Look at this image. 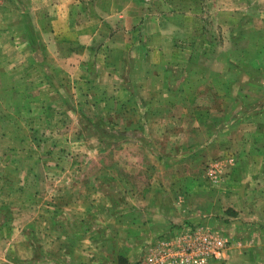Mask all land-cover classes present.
Here are the masks:
<instances>
[{"label": "rangeland", "instance_id": "obj_1", "mask_svg": "<svg viewBox=\"0 0 264 264\" xmlns=\"http://www.w3.org/2000/svg\"><path fill=\"white\" fill-rule=\"evenodd\" d=\"M70 1L0 0V16L7 18L0 17V32L6 30V25L21 24L32 32L51 25L68 28L67 32L60 28L54 35L37 32L40 47L44 48V39L58 45L53 54L43 53L46 61L38 66L25 65L29 56L26 44H20V53L4 51L12 62L24 60L21 65L10 62L6 66L5 59H0V103H7L5 107L0 105V204L10 208L2 220L6 227L0 228V255L11 256L1 261L26 264L27 259L22 261L20 256L28 253L30 242L35 247L34 238L44 237L43 222L61 220L59 207L63 203L68 207L86 196L74 189L85 192L93 186L115 183L122 191L132 188L134 194L117 195L111 200L101 196V202L110 207L100 211V219L107 221L110 214L106 211L112 210L111 220L117 225L116 243H111L114 264H151V257L156 264H264L260 256L264 230L254 226L257 219L251 207L244 212L248 216L241 218L243 211L234 209L239 200L247 206L254 198L237 195L239 184L236 177H231L236 172L241 176L254 172L253 161H248L252 156H248L255 152L250 146L258 139L254 125L259 118L254 124L253 116L246 114L237 124L233 114L264 107V99H258L264 89L263 79L262 85L250 81L236 97L240 76L247 83L252 74L251 64L247 65L252 58L261 55L264 70V0H126L133 25L125 30L126 35L117 30L115 37L117 51H124L130 61L131 66L127 64L124 72L106 66L110 53H114L105 45L108 27H98L107 23L106 18L86 11L85 16L80 13L65 20L50 19V12L75 10L78 2ZM87 2L90 0L83 1ZM123 5L119 0L116 11ZM97 32L100 35L93 38L92 33ZM22 35L29 40L28 33ZM60 39H66L63 43L68 45L67 50H60ZM10 40L3 36L0 43L10 44ZM127 41L132 46L124 49ZM193 42L194 51H189L188 44ZM190 57L189 63L197 64L198 75L191 82L186 75L178 89L180 95H173V86L180 81H173L172 72L186 71L188 66L182 63ZM226 59L244 60V65L234 70L229 64L225 66ZM162 63L172 70L164 72L170 83H160L154 76ZM203 68L212 71L207 79ZM29 77L36 82L27 83ZM229 85H234L232 90L227 88ZM55 92L62 95L58 100L63 102L53 103L59 109L50 113L48 99ZM22 99L30 101L15 110L10 108L18 100L22 106ZM32 104L35 112L28 114ZM207 110L206 118L199 117ZM142 113L148 117L145 130L139 127ZM94 122L101 143L97 145L88 135L83 143L81 129ZM13 124L22 126L21 132L13 130ZM131 135L148 142L145 146L131 144ZM52 147L54 154L50 153ZM54 155L53 161L45 159ZM19 201L22 204L16 207ZM132 207L141 209L133 214L135 221L142 219L143 212L149 223L150 213L159 215L158 221L151 223L157 228L164 221L159 210L194 212L196 219L166 225L153 240L146 234L141 242H132L127 236L130 227L123 220ZM89 212L98 216V210ZM30 222L33 224L28 228ZM84 222L86 225L92 220ZM220 240L224 242L222 250L215 245ZM38 241L44 245V238ZM106 243L100 249L107 248ZM201 257L205 261L195 262Z\"/></svg>", "mask_w": 264, "mask_h": 264}, {"label": "crops", "instance_id": "obj_2", "mask_svg": "<svg viewBox=\"0 0 264 264\" xmlns=\"http://www.w3.org/2000/svg\"><path fill=\"white\" fill-rule=\"evenodd\" d=\"M78 2L77 4L80 5H76V9L75 10H69L66 12H61V13H54V12H50V14H48V16H50V19H69L72 18L74 16H77V14H82L83 16H85V12L88 11V13H91L92 15L96 16L97 14L101 17H104V19H107V23H103V24H99L98 27H103L107 28L108 27V33L104 34V36L106 37V42L105 45L107 47H110L109 50L110 52H114V53H110V55H112L108 60H107V64L106 66L108 68H113L114 70H121V72H124L123 68H127V64L128 62L130 63V61H128L126 59L125 53H123L124 51H117V41L116 38H118L116 31L119 30L118 32H120V30L123 31V33L126 35L128 31L125 32V30H128L131 27L132 22V13L130 12V10L127 7V1L126 0H120L122 2H124V5L120 7V11H116L115 9V4L119 2V0H90V2L87 3H83V1L85 0H72L70 1L72 2ZM88 7V8H87ZM102 8H104V10H102ZM0 14H2V12H0ZM2 17V19H7L6 15L5 16H0ZM80 17V15L78 16ZM131 22H128V21ZM23 24H21L19 27L14 26V25H6V30H3L0 32V38L3 36H8L10 40V44H6L3 45L0 43V59H5L4 63H6V66H8V63H15L14 65H21V62L24 60H20V58H18L17 62H12V59H8L6 58V55L4 53V51L7 50H13L15 53L16 51H18V53H20L22 50L20 49L21 47L20 44H26L27 47H25L28 51V57L25 60V65H30V67L33 66H38L39 62L42 61H46L45 57H42L43 53L47 54L48 52L52 53V52H56V47H57V51H58V45L57 43L55 45H50L48 44V42L44 39V48L40 47L38 45V42H36V37L35 35H37V32H39L42 35L45 34H51L54 35L56 33H58V30L60 28L63 27V25L61 24L60 28L58 27H52L48 26L46 29L43 28L40 30H37L36 28H34L33 32L32 30L29 28H27V25L25 27L22 26ZM109 25V26H108ZM133 25V24H132ZM42 30V31H41ZM66 30H68V28L64 29L62 28V31L67 32ZM35 31V32H34ZM28 33L30 35L29 40L22 35L23 33ZM96 32V31H95ZM12 35V37H11ZM22 35V36H20ZM93 38L96 35H100L99 32L97 33H92ZM116 37V38H115ZM62 38H64L62 36ZM121 41L123 40L122 37L120 38ZM66 39H60L59 41H61L62 43L59 44L60 45V50L61 51H65L68 49V45L63 43V41H65ZM31 41V43H30ZM23 42V43H22ZM78 43V42H77ZM132 42H124V49L130 48V46H132L131 44ZM180 47L182 46L181 44H179ZM106 46H104L103 48L106 49ZM189 51H194V49L192 47H194V42L193 43H189ZM18 47V48H17ZM143 47H146V49H150V47H148V45H145ZM174 49L177 50V52H179V48L176 47L174 45ZM119 52V56L116 55V53ZM53 54V53H52ZM209 55H211L210 53H208ZM206 55V59L207 56ZM66 56H68V54H66ZM66 59H68V57H66ZM17 60V59H16ZM61 60V59H60ZM190 59L188 60V62L186 63H182L185 67V65L188 66V69L185 71V69H182L180 72L182 73H178L179 71L177 70H170L169 65L165 66L166 63H162L164 65L161 66V69L159 71V74L154 75L156 79H158V82H164L165 83H170L167 78L165 79L164 77V72L165 73H171L174 76L173 81L174 82H179L178 86L175 87L173 86V90L172 93L173 95H180V92H178V89L180 90V87L182 85V83H184L186 81V75H188V81L191 82L193 80H195L197 74V64H191L189 63ZM211 60V59H210ZM232 61H229L226 59L225 62V66L228 67L229 65L232 66L234 68V70H238L240 68V65H244V60L241 62L240 59H231ZM251 60V59H250ZM62 61H65V59H63ZM261 63H262V58L261 55H258V57L256 58H252V60L247 63V65L251 64L252 66V74L249 76V81H247V83L244 82V80H242V77L240 76L241 80L238 79V91L236 93V97H239L240 92L244 89H246V85L248 86L250 81L254 80L256 81V83H259L260 85H262V79L264 80V75L262 77V74H264V70L262 71L261 68ZM229 64V65H228ZM95 66H97V64H94ZM155 65V64H154ZM131 65L128 64V67H130ZM176 66V63L174 65V67ZM156 67V66H155ZM204 71L206 72V76L205 78L207 79V74L211 73L212 71L208 70L207 68H203ZM217 73L219 71H216ZM128 73V72H127ZM177 74V76H176ZM180 76L181 79L179 78ZM228 75H225V77H227ZM97 79V75L94 78V80ZM36 82V79L33 80L31 77L28 78V80L26 81L27 83H32V82ZM143 82V80H142ZM160 82V83H161ZM93 84H95L93 82ZM234 85H229L227 88L232 90V87ZM264 87V84L262 85ZM15 93V92H14ZM230 93L228 92V97H230ZM95 94H93V96L91 97L92 99L94 98ZM60 97V99L62 100V95L59 96V94L57 92L55 93H51L50 94V98L48 99L49 103H50V113H53V110H57L59 109V106H53V103H60L63 101L58 100ZM97 99H100V97L97 95L96 96ZM3 99V98H2ZM258 99H264V89L261 92V96L258 97ZM4 100V99H3ZM23 104L21 106V101H13L12 105L10 106V108L12 109H16L19 107H23L24 105L28 104V101H30V99L28 100H24L22 99ZM8 101V100H7ZM10 101V100H9ZM65 101H68L67 98ZM7 103L4 101V103H0L1 107H5ZM32 106V107H31ZM35 105H29V113L31 114V111L33 110V112H35ZM43 111V110H42ZM45 112V111H44ZM42 112V113H44ZM18 114H20V112H17ZM147 113V112H146ZM35 114V113H34ZM81 114V113H80ZM246 114L252 115L253 116V123L255 124V119L259 118L258 120V124H256V126L254 125V131L258 134V139L254 140L252 142V145L250 147L255 148V152L253 153V155L248 156V158H250L251 156V160H248L247 158H245V156H242L241 159H243L244 161L248 160V161H253L254 163V169H255V165L257 167L256 170L253 169L254 172H249L247 173V176H241V174L239 175V172H236L234 174H232V178L236 177L237 181L236 183L239 184V187L236 188L238 191L237 195L240 196H245V195H252L253 196V202L250 203L249 205H245V203H242V200H239L241 203L238 204V206L234 209H236L237 211H243L242 214H240V218L241 217H246L248 215H245L244 212L248 210V208L251 207V212H254V218L257 219L256 223L254 226L258 227L260 229V231L262 232L264 230V107L261 106H256L253 112H248V111H238L235 112L233 114V116H235L237 118L236 123L240 124L241 122H243L242 118L240 116H244ZM209 115V110L207 111H202L199 113V117L204 116V118H206ZM83 121H85V118H83V116L81 115ZM4 118V117H3ZM2 118H0L1 121ZM199 120H203V118H199ZM105 123L104 121H101V123ZM84 124V123H83ZM13 130L19 131L21 132L22 126L17 125L15 126ZM139 127L141 128V130H145L146 128H148V117L145 116V113L141 114L140 117V121H139ZM1 128V127H0ZM2 128L4 129L5 127L2 126ZM7 129V128H6ZM126 129H129V127H126ZM82 130V135L80 136V138H82L83 143L85 142V135H88L90 137V139L92 140H96L97 141V145H99L101 143V139H100V135L98 133V129H96L95 127V122L93 124H88V126H83ZM125 130V129H124ZM132 130V129H131ZM127 131V130H125ZM210 138V135H208ZM132 137V135H131ZM129 140H131V144H140L141 146H145L146 143L148 142L145 139H139V138H129ZM79 142V140H78ZM21 143V141H20ZM243 145L245 146V142L243 143ZM259 148V149H256ZM52 154H54L53 151V147H52V151L50 152ZM45 159H50L48 161H53L55 159V155L54 158L53 157H48ZM133 161H138L136 159H134ZM241 173V172H240ZM106 176V174L104 175ZM230 177V178H231ZM115 179V178H114ZM245 179V180H244ZM232 180V179H231ZM52 188V187H51ZM58 189H62V188H58ZM103 189V190H102ZM102 190V191H100ZM75 192H77V194H83L86 196H80L78 199V201L76 200L75 202H73L71 205H69L68 207L66 206L65 203H63V205L61 207H59V209H61V213L63 212V217H61V220L56 221V220H51V221H44L43 225H44V237H39L34 238L35 241V247L32 246V243L30 242V244L28 245V253L27 254H22V261H24L23 259H27L26 264H114L113 261H111V253L114 252V248L111 247V243H116L115 240V233H116V229L115 226L116 222L111 220L113 219V215H112V210L110 211H106L110 214V218L106 221L105 220H101L100 219V211L110 207V205L107 206V203L101 202V196L103 194V199L104 200H111V197L114 199V197L117 198V195H133V189L131 188L130 190L127 188L124 191L120 190L117 188L116 184L113 183V186L109 185V186H93L90 188V190H86L85 192L80 188L78 189H74ZM58 192V191H57ZM5 190L1 192V194H5ZM21 193V190H19L18 194ZM238 200V199H237ZM20 201L18 202L17 205H20ZM22 204V203H21ZM241 204H243L241 206ZM249 206V207H248ZM9 206H3L2 204H0V228L1 227H6L3 226L4 223H2V220L6 219V216L8 215V211L10 210V208H8ZM85 208V212L84 209ZM77 209V210H76ZM93 209V210H98V216L95 218V215L92 214L90 215L89 210ZM141 209L138 208H134L132 207V210L129 212H126L128 216H130V218L128 216H126L123 220L127 223H125L126 227H130L129 231V235H127L128 237L131 238L132 242L138 241L141 242L142 239L145 237L146 234L151 235V239H155L157 237V233H162L164 232V229L167 227L166 225H171L172 223H183L184 221H190V220H195V213H185L183 214V212H181V210L174 208V209H166V210H159L160 212H162L163 215V223L161 225V227H155L154 225H152L151 223L156 222V220L158 221V216H154L152 213H150L149 217L151 219L152 222H148L147 219L145 218L147 216V214L145 212L142 213V219L140 220H134L133 214H137V212L139 213ZM105 211V210H104ZM115 212H118V210H115ZM73 213V214H70ZM168 213H173L172 216H170ZM152 215V216H151ZM58 215H56L57 218ZM71 217V218H70ZM88 217V218H87ZM119 216H116V219H118ZM133 217V218H132ZM133 219V220H130ZM153 219V220H152ZM37 220L36 218L34 219V221ZM84 220L87 221H91V223L86 224ZM95 220H96V225H95ZM120 220V219H119ZM245 219H243L244 221ZM36 222V221H35ZM51 222V224H50ZM100 222L103 223V225H100ZM88 223V222H87ZM33 222H30L28 224V228H30V226H32ZM243 225V224H242ZM34 226V225H33ZM166 226V227H165ZM85 228V229H83ZM88 228L90 231H87ZM127 232V231H126ZM34 234H32L33 236ZM126 235V234H125ZM38 236V235H37ZM154 237V238H153ZM44 238V245L41 246L40 241H38V239H42ZM150 239V238H147ZM130 240V239H129ZM4 242V237H3V241ZM105 242L106 245L108 246L107 248H101V245L104 244ZM0 244H1V239H0ZM103 246V245H102ZM7 251V250H6ZM37 255H39V257H37ZM260 256H262L263 260H264V251L262 253H260ZM11 256L7 254H2L0 255V264H5L4 262L9 259ZM121 257V256H120ZM39 258V259H36ZM261 258V257H260ZM3 260V261H1ZM129 262H131L129 260Z\"/></svg>", "mask_w": 264, "mask_h": 264}, {"label": "built area", "instance_id": "obj_3", "mask_svg": "<svg viewBox=\"0 0 264 264\" xmlns=\"http://www.w3.org/2000/svg\"><path fill=\"white\" fill-rule=\"evenodd\" d=\"M215 245H216V248L217 249L222 250L223 249V246H224V242L220 240V241H217ZM218 252L221 254V251H218ZM192 260H193V258H192ZM203 261H205V258L203 259V257H201L199 260H196L195 262H203ZM149 262L151 264H156V262L154 260V257H151L149 259Z\"/></svg>", "mask_w": 264, "mask_h": 264}]
</instances>
